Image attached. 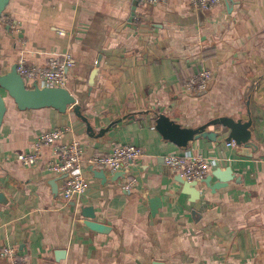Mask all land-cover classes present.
<instances>
[{
  "label": "crops",
  "instance_id": "crops-1",
  "mask_svg": "<svg viewBox=\"0 0 264 264\" xmlns=\"http://www.w3.org/2000/svg\"><path fill=\"white\" fill-rule=\"evenodd\" d=\"M65 53L74 60L66 89L86 121L72 107L21 111L7 100L0 249L15 247L30 264H264V0H222L208 11H194L189 0L9 1L0 21L2 74L20 58L45 66ZM204 69L214 76L207 90L183 92ZM159 114L189 129L221 117L251 119V142L232 146L228 129L208 125L179 148L156 130ZM54 128L69 129L64 141L82 144L84 162L117 145L142 148L144 156L128 172L84 163L86 192L68 203L63 176L44 169L51 147L35 165L16 160ZM184 152L209 160L204 178L220 170L225 184L212 191L199 183V203L164 163ZM219 182L212 176L209 186ZM84 213L108 232L87 228ZM56 251H64L60 261Z\"/></svg>",
  "mask_w": 264,
  "mask_h": 264
},
{
  "label": "built area",
  "instance_id": "built-area-1",
  "mask_svg": "<svg viewBox=\"0 0 264 264\" xmlns=\"http://www.w3.org/2000/svg\"><path fill=\"white\" fill-rule=\"evenodd\" d=\"M144 4L156 5L165 0H141ZM222 0H189V5L194 11H208L218 6ZM11 31L18 33L16 26ZM59 34H63L62 31ZM17 73L21 76L25 86L29 89L39 88H66L69 81V72L74 66V60L68 53L50 57L45 66L28 64L20 58L16 64ZM210 70H201L188 78L182 87L185 93L205 91L213 80ZM68 128H54L39 134L26 153L18 154L16 160L24 167L35 165L41 158L44 147L52 148V157L44 169L49 174L63 176L62 198L65 202L77 201L87 189L86 180L82 174V167L87 166L110 173L117 171L128 172L130 166L144 156L142 148L133 145L114 146L108 154L93 155L85 162L82 159L83 146L76 139L64 141ZM230 145L236 146L234 141ZM167 168L175 171L187 182L199 183L208 174L209 160L206 158L184 152L183 154H169L164 157ZM135 179H130L125 184L126 190H131ZM0 259L7 260L9 264H30L26 258L19 257L15 247L0 249Z\"/></svg>",
  "mask_w": 264,
  "mask_h": 264
},
{
  "label": "water",
  "instance_id": "water-1",
  "mask_svg": "<svg viewBox=\"0 0 264 264\" xmlns=\"http://www.w3.org/2000/svg\"><path fill=\"white\" fill-rule=\"evenodd\" d=\"M10 0H0V20L3 16ZM230 1V0H227ZM135 7L132 8V16L134 14ZM16 65L12 66L9 72L1 73L0 67V127L2 125L5 113L7 111V100L9 99L14 103L18 110H37L42 108H52L58 112H65L69 107L73 108V111L79 116V118L86 121L80 115V105L77 104L74 96L66 88H39L33 87L29 89L25 86L21 76L17 73ZM95 74V72H94ZM93 83L91 79L90 84ZM208 125H217L222 128L228 129L227 141H234L237 144H247L251 142V126L252 120L243 121L242 119L234 120L232 118L221 117L209 122ZM205 126V127H206ZM205 127L197 129L182 128L180 125L172 122L165 115L159 114L155 121V128L161 134L164 140L172 142L179 148H186L196 135L201 134ZM217 134L213 133L212 137ZM229 172V171H227ZM100 177L104 180L105 175L103 171L98 172ZM220 170L212 173L210 177H206L199 183H204L212 191L224 187L223 180L220 179ZM212 176H216L219 179V183L209 186V181ZM178 183L182 186V193L190 196L192 202H200V191L196 188L199 183L187 182L180 176L178 177ZM157 202V201H156ZM0 203H5L3 194L0 193ZM87 212V211H86ZM86 220L85 226L96 233L105 234L108 232L109 227L92 221L93 215L84 213ZM56 261H60L64 258V251H56ZM153 264H164L160 262H154Z\"/></svg>",
  "mask_w": 264,
  "mask_h": 264
},
{
  "label": "trees",
  "instance_id": "trees-1",
  "mask_svg": "<svg viewBox=\"0 0 264 264\" xmlns=\"http://www.w3.org/2000/svg\"><path fill=\"white\" fill-rule=\"evenodd\" d=\"M2 18H3V16L1 17V20H2ZM1 20H0V21H1Z\"/></svg>",
  "mask_w": 264,
  "mask_h": 264
},
{
  "label": "rangeland",
  "instance_id": "rangeland-1",
  "mask_svg": "<svg viewBox=\"0 0 264 264\" xmlns=\"http://www.w3.org/2000/svg\"><path fill=\"white\" fill-rule=\"evenodd\" d=\"M24 111V110H23Z\"/></svg>",
  "mask_w": 264,
  "mask_h": 264
}]
</instances>
